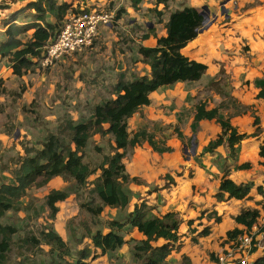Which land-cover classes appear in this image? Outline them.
Listing matches in <instances>:
<instances>
[{
	"label": "rangeland",
	"instance_id": "374dc122",
	"mask_svg": "<svg viewBox=\"0 0 264 264\" xmlns=\"http://www.w3.org/2000/svg\"><path fill=\"white\" fill-rule=\"evenodd\" d=\"M27 1L0 0V39L4 38L2 33L6 20ZM57 1L96 5L114 16L118 10L123 11L117 20L113 18L111 27L98 28L90 47L64 55L51 66L42 67L39 59L33 69L15 75L7 58L0 60V184L13 182V170L25 154L24 147L40 148L45 135L57 133L64 118L86 120L95 104L114 97L112 86L119 74L126 79L148 74L149 66L138 53V48L155 44L153 38H145V35L150 27L155 29V34H162L164 16L167 17L170 11L168 6H155V0H142L137 10L131 8L130 0ZM258 3L260 1L255 0L240 10L246 11ZM33 12L28 9L20 13L15 23H26ZM46 18L53 21L51 16ZM210 19V15L204 16L203 31L209 27ZM31 33L32 29L19 37L27 41ZM215 35L212 42L218 39L217 30ZM246 50L248 46H241L242 53ZM217 51L218 44L216 51L212 49L202 54L203 57L206 55L204 59L209 61L211 69L217 68L213 77L163 86L151 94L149 105L139 108L127 120L130 135L145 129L153 141L151 145L141 140L125 151L123 162L126 171L137 177L136 182L127 185L128 206L125 209L105 207L99 216H92L81 208V203L89 199L87 190L77 188L72 180L55 176L43 186H33L17 202L16 209L8 211L1 219L2 223L17 228L4 264L48 261L73 264L81 249L93 251L88 231L104 232L110 220H123L134 204L143 201L155 215L171 210L181 221V245L172 250L163 264H185L183 255L191 259V263L210 264L223 247L225 231L233 225L236 213L245 208H256L263 214L264 192L259 193L254 188L260 184L264 189V163L261 164L258 158L256 139L240 142L233 155L225 142L208 151L205 146L219 134L218 124L214 120L193 123L194 106L201 101L209 108L219 106L222 116L229 120L243 114L251 116L253 121L258 117L257 108L241 105L232 96L231 84L236 78L225 72V63L218 60ZM185 53L195 55L196 50L187 47ZM257 75L255 72L252 77L245 78L246 74L242 73L240 86L253 89L256 94L255 89L263 87L264 83ZM259 127L262 133V127ZM254 130L255 127L250 133ZM112 145L110 136L94 135L84 150V161L91 167H97L104 155L112 153ZM239 163L250 166L238 170L236 166ZM223 171L237 181L253 184L247 198L219 200L212 196L218 175ZM52 189L68 193L65 200L56 203L58 211L53 219L45 203V196ZM214 213L220 216L219 222L209 216ZM48 227L62 237L70 255L56 256V252L46 244L24 241L31 236L39 239L40 231ZM204 228H209L210 234L198 236ZM123 235L128 239L125 245L104 254L92 253L85 261L89 264H140L132 250L133 244L142 238L140 233L126 226ZM161 242L158 240L154 244Z\"/></svg>",
	"mask_w": 264,
	"mask_h": 264
},
{
	"label": "trees",
	"instance_id": "16d2710c",
	"mask_svg": "<svg viewBox=\"0 0 264 264\" xmlns=\"http://www.w3.org/2000/svg\"><path fill=\"white\" fill-rule=\"evenodd\" d=\"M142 0H130V6L137 10ZM167 0H155L156 4H166ZM34 12L29 21L16 24L17 16L26 10ZM72 9V3L57 0H29L5 22V29L0 39V60L7 58L15 75H21L34 68L35 63L42 55V47L61 27L65 14ZM123 9L116 12L114 19L120 17ZM159 15L161 13H158ZM51 16L53 21H48ZM204 15L192 6H185L169 13L164 23L165 35L157 36L153 29L149 31L156 38L154 46H139L138 53L149 66V74H143L132 79H126L119 74L112 86L114 97L108 98L92 107L90 117L86 120H73L64 118L59 125L57 133L45 135L40 148L24 147L25 154L18 160L13 170V182L0 184V264H4L11 250L12 237L17 228L9 223H2L1 219L7 212L17 207V202L26 195L29 188L43 186L55 176L72 180L77 188L86 189L88 201L81 203L92 216H99L105 207L125 209L130 196L127 185L136 182L137 177L130 176L126 171L123 158L129 147H134L141 140L153 145L151 135L145 129L129 134L127 120L139 108L150 103V94L157 89L173 85L176 82H193L201 78L207 65L182 53L188 42L193 40L203 25ZM32 29L27 41L19 35ZM145 35L148 38L150 34ZM257 98H264V86L260 88ZM220 107H208L204 101L194 106L193 123L201 120H214L221 132L214 140L205 146V150L213 151L224 141L227 142L230 154H235L240 142L250 136H259L260 127L258 117L254 118V132H239L228 118L219 112ZM110 136L113 142L112 153L104 155L97 167H91L84 161V150L94 135ZM258 155L264 158V135L259 145ZM248 163L236 166V169L248 168ZM95 175L93 179L91 176ZM253 187L251 182L237 183L223 171L219 181L216 199L224 197L245 199ZM263 193L261 186L256 187ZM65 190L52 189L45 196V203L49 208L50 218L53 219L58 211L57 202L67 198ZM264 208V202L262 204ZM260 211L256 208H246L234 216V221L242 228L234 227L226 232L225 241L233 240L238 234L248 232L259 218ZM219 221L216 213L209 215ZM178 219L174 211H166L155 215L152 209L143 201L134 204L133 209L127 213L123 220L112 219L107 223L103 232L88 231L93 251L81 249L78 258L73 264H89L85 261L92 253L99 251L104 254L120 248L127 241L123 236L126 226L136 228L143 238L133 244V255L140 264H163L172 250L179 246L180 234ZM190 225V221L188 222ZM259 230L256 234H259ZM210 233L209 228L199 232L200 236ZM39 239L27 237L26 243L46 244L56 256L70 255L62 237L51 227L40 231ZM254 243H257L255 235ZM158 240L162 243L154 244ZM177 245V246H176ZM257 247L253 248L255 251ZM63 258V256L61 257ZM185 264H192L189 258L183 255ZM38 264H62L60 261H48ZM69 264V263H64ZM252 264H264V246L261 248Z\"/></svg>",
	"mask_w": 264,
	"mask_h": 264
},
{
	"label": "crops",
	"instance_id": "0c3cea01",
	"mask_svg": "<svg viewBox=\"0 0 264 264\" xmlns=\"http://www.w3.org/2000/svg\"><path fill=\"white\" fill-rule=\"evenodd\" d=\"M254 1L255 0H167L166 4L154 3V5L155 6L160 5L161 7H164V8L168 6L167 8L170 10L168 12V15L173 10L182 9L185 6H192V7L199 9L200 11H203L204 16L206 15L207 17H209L210 15L211 19H210L209 27L207 28V30L203 31V28H201L203 26L202 25L198 31L197 36L193 40L188 42V44L184 48H182L181 51L183 54L187 55L188 57L195 59L197 61L203 62L207 65V69L205 73L201 76L199 80H197V81H202L207 78L213 77L217 70V68L211 69V67L209 66V61L207 59H204L206 55L203 57L202 54L207 53L211 51L212 49L216 51V45L218 44V51H217L218 60H220L221 63H225L223 66V68L225 69V72L228 74H231L233 77L235 76L236 78L233 84H231V86L233 87V91L231 93L232 96L237 98V100L240 102L241 105H244V106L253 105V108L258 109L257 115L259 117L258 118L259 126L262 127L263 132L259 134V136L246 138L244 140L246 141V140L255 138L256 139L255 145L257 147V150H259V145L261 144L262 137L264 135V98H257L256 95L262 86H260L259 88L254 87L256 88L255 89V91L257 92L256 94L253 89L248 90L247 87L240 86L241 85L240 75L242 73L246 74L245 78H248V76L252 77L253 73L256 72L258 74L257 76H259V79L264 80V0H259L260 3L254 6H251L246 11L240 10L241 7L244 6L245 4L254 3ZM168 15L167 17L164 16V19H163V33L156 34L157 36L165 35L164 23L167 21ZM111 26L112 24L108 27H111ZM151 29H153L154 34H155V29L153 27L149 28L148 33ZM216 30L218 32V39L212 42L213 39H216L214 38V36H216L215 35ZM149 34H150L149 37L153 38L156 44V38L153 36L152 33H149ZM241 46H244V47L248 46V50H246V53L241 52ZM187 47H189L190 50L192 51L196 50V54L195 55L186 54L185 48ZM197 81H193V82H197ZM176 83L186 84V82H176ZM262 85L264 86V83ZM219 112L221 115L223 114L220 111V109H219ZM202 121H210V120H201L199 121V123ZM230 122L232 125H234L237 128L239 132L250 133L251 131H253L255 127L253 125V122H254L253 118L249 116L248 114H243L242 116H239V115L232 116L230 118ZM218 132L219 133L221 132V128L219 125H218ZM244 140L242 141L245 142ZM224 142L227 145V142L226 141ZM257 155H258V151H257ZM258 158H260L261 164L264 163V158H261L259 155H258ZM240 164L242 163H239L238 165ZM222 175H223V172L219 173L218 180H217V186L212 193L213 194L212 196L215 199H216L215 193L217 192L219 181ZM228 176L237 183H243V182L246 183L245 180L237 181L235 177L230 175L229 173H228ZM257 186H260V184L254 185V188L256 189ZM226 199L227 200H237L235 198H228V197H224L221 200H226ZM167 211H171V210H167ZM238 213H236L235 215H237ZM263 214L260 212L259 218ZM218 217L220 218L219 215ZM258 220L256 221V223H258ZM234 227L242 228L243 226L240 224H237L233 219V225L225 231V234L228 230L233 229ZM135 230L137 229L135 228ZM251 230H253V228H251ZM258 231H256L254 234H256ZM260 231L261 232L259 234L255 235V239L257 240V243H255L257 249L252 253L253 259L257 256L261 248L264 246V237L262 238V236H264V228H262V230L260 229ZM179 234L181 235L180 232ZM140 235L143 238L141 233ZM198 236L200 235L198 234ZM201 237H204V236H201ZM124 238L128 242V239H126L127 237L124 236ZM225 238H226V235H225ZM258 238H260V241L258 240ZM126 243H124L123 245H125ZM226 244L227 242L224 239L223 247L220 248V251L218 253H220L225 248ZM180 245L181 243L179 244V246ZM94 253L101 254L99 251H96ZM215 259L212 262H210V264H215ZM193 262L192 264H194Z\"/></svg>",
	"mask_w": 264,
	"mask_h": 264
},
{
	"label": "built area",
	"instance_id": "2783aa9c",
	"mask_svg": "<svg viewBox=\"0 0 264 264\" xmlns=\"http://www.w3.org/2000/svg\"><path fill=\"white\" fill-rule=\"evenodd\" d=\"M114 15L96 5H72L64 16L59 30L50 37L42 47L40 65H53L62 56L80 52L93 43L100 26L108 27L112 24ZM253 230L238 234L227 242L225 248L216 254L215 264H252L253 248L256 247L254 233L264 228V214Z\"/></svg>",
	"mask_w": 264,
	"mask_h": 264
},
{
	"label": "water",
	"instance_id": "95a60500",
	"mask_svg": "<svg viewBox=\"0 0 264 264\" xmlns=\"http://www.w3.org/2000/svg\"><path fill=\"white\" fill-rule=\"evenodd\" d=\"M20 1H26V0H20ZM201 13L204 15V12L203 11H201Z\"/></svg>",
	"mask_w": 264,
	"mask_h": 264
}]
</instances>
